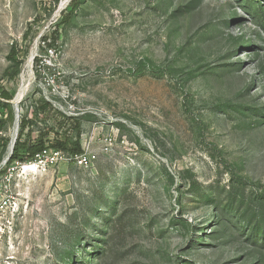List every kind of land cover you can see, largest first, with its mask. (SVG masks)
Here are the masks:
<instances>
[{"label":"rangeland","instance_id":"374dc122","mask_svg":"<svg viewBox=\"0 0 264 264\" xmlns=\"http://www.w3.org/2000/svg\"><path fill=\"white\" fill-rule=\"evenodd\" d=\"M262 9L0 0V118L14 111L0 148V264H264V241L242 224L264 192ZM22 116L33 139L53 130L47 150L76 156L58 136L95 159L10 165Z\"/></svg>","mask_w":264,"mask_h":264},{"label":"trees","instance_id":"16d2710c","mask_svg":"<svg viewBox=\"0 0 264 264\" xmlns=\"http://www.w3.org/2000/svg\"><path fill=\"white\" fill-rule=\"evenodd\" d=\"M261 3H264V0H258ZM264 12V10L262 9V13ZM73 11L70 12L69 15H73ZM71 16L68 19V22L71 20ZM11 61L13 62V65L11 66V68H9V70L6 72V76L9 77L10 79H14L17 77V75L20 72V68H21V62L18 60V58L16 57V55L14 54V50H13V55L10 57ZM163 72V71H161ZM165 73L171 75L172 71L171 70H166L165 72L161 73L162 75H164ZM5 92V91H4ZM5 94L8 97H11L9 94H7L5 92ZM7 109H8V117L7 118H0V148L4 147V145H6L7 139H4L5 137H3V133L4 131H6L7 126L9 124H11L14 120V111H13V107L11 104L6 105ZM41 107L43 109V111H54L57 114H59L61 117H63L65 120H71L68 119L66 116H64L61 112H57V110H55L54 106L52 103L43 100L41 103ZM35 124L34 121H31L28 119V117L26 116H22V121H21V125H20V133L18 136V139L16 141L15 147H14V151L13 154L11 156V158L9 159L8 163L10 165L12 164H24L27 162H33V160L35 159V157L42 153L43 151L47 150V138L51 135L52 131H48L46 132H41L39 133V136L37 137V139H33V131L31 130V127H33V125ZM76 129L78 132V137H81V126L79 124V122H76ZM57 135L55 134V137ZM58 137V136H57ZM54 138L55 142L54 144H52L56 149H64V150H68L70 151L72 154L78 155L82 153V148L80 145V142H76L74 143L71 149L68 148V142H62L61 140H59V138ZM57 139V140H56ZM236 179L240 180V181H244L243 178L237 177ZM252 198H250L249 200V205L252 207L251 212L250 211H245L244 214H248L249 218L244 217L243 215V222L242 224L247 225L248 227H250V229H252V236L255 238H261L264 241V192L263 193H256V194H252L251 195ZM248 199L245 196V191L244 193L238 198V200H235V202L232 203H236V206L238 209H241L242 206L245 204V202H247ZM216 209V208H214ZM220 214L218 212V214L214 215V218L220 219ZM95 258V257H94ZM93 262H95L94 259H92V261L90 262V264H92Z\"/></svg>","mask_w":264,"mask_h":264},{"label":"built area","instance_id":"2783aa9c","mask_svg":"<svg viewBox=\"0 0 264 264\" xmlns=\"http://www.w3.org/2000/svg\"><path fill=\"white\" fill-rule=\"evenodd\" d=\"M92 159L94 160L95 158L93 156H87L86 154L76 156H65L58 151L45 150L42 153L38 154L31 163L36 164L38 167H45L49 164L55 165L60 161H66L74 162L80 167L87 168L92 163Z\"/></svg>","mask_w":264,"mask_h":264},{"label":"bare ground","instance_id":"6f19581e","mask_svg":"<svg viewBox=\"0 0 264 264\" xmlns=\"http://www.w3.org/2000/svg\"><path fill=\"white\" fill-rule=\"evenodd\" d=\"M38 166L34 163H30V164H26L23 166V169L28 172V171H31V170H35Z\"/></svg>","mask_w":264,"mask_h":264}]
</instances>
